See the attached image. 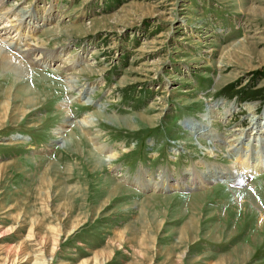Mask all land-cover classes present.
<instances>
[{
	"label": "rangeland",
	"instance_id": "obj_1",
	"mask_svg": "<svg viewBox=\"0 0 264 264\" xmlns=\"http://www.w3.org/2000/svg\"><path fill=\"white\" fill-rule=\"evenodd\" d=\"M5 24L0 264H264V168L228 181L264 160V0H4Z\"/></svg>",
	"mask_w": 264,
	"mask_h": 264
},
{
	"label": "bare ground",
	"instance_id": "obj_2",
	"mask_svg": "<svg viewBox=\"0 0 264 264\" xmlns=\"http://www.w3.org/2000/svg\"><path fill=\"white\" fill-rule=\"evenodd\" d=\"M4 4V0H0V5H3ZM28 10H24L23 9V11L21 10V12H20V17H19V24L18 25H20V24H22V23H24V21L26 20V19H29V21L27 22L28 24H30V23H32V20L33 21H35L36 20V15H37V11L36 10H29V12H27ZM18 19V18H17ZM16 20V19H15ZM38 22V21H37ZM36 24V23H35ZM11 25V24H10ZM34 26V25H33ZM2 27H6V24L5 25H2V26H0V28L2 29ZM9 27V26H8ZM6 32L4 31H2V34H5ZM1 34V35H2ZM10 39H13L12 37L11 38H8L7 36L6 37H4V38H2V40H4V42L6 43V45H8L9 47H13V48H15V46H12L13 44H16V45H18L19 46V44L20 43H22L21 41H12V40H10ZM27 47H25V48H23V49H18L24 56H30V55H32V54H34L37 50H38V48L36 47V46H34V45H32V44H25ZM38 45V44H37ZM21 46V45H20ZM42 47V46H41ZM5 48H6V46H5ZM4 48V45L2 46L1 44H0V49H1V51L2 52H4V54H5V56H6V58L7 59H9L7 56H13L8 50H6ZM18 48V47H17ZM16 48V49H17ZM17 50V51H18ZM43 52H45V51H43ZM3 54V53H2ZM1 56V55H0ZM14 57V56H13ZM40 57V56H39ZM39 57H34L33 58V60H32V63L34 64V65H38V64H45L46 62L47 63H49V62H51V61H54L56 58L55 57H51V58H47V59H45V61H41V59L42 58H39ZM5 59V58H4ZM11 59H13V58H11ZM5 61V60H4ZM9 61V60H8ZM7 61V62H8ZM12 61V60H11ZM11 64V63H10ZM16 64L18 65V66H21V64H19V63H17L16 62ZM17 65H15V66H17ZM23 66V65H22ZM64 66V65H63ZM69 74V73H68ZM70 83H71V87L72 88H74V87H76L75 85H76V82H77V79L75 78V77H68V79H67ZM81 91H83V93H84V90H81ZM86 93V92H85ZM81 97V96H80ZM88 101H90L89 99L87 100V103H88ZM71 102V101H70ZM68 103V101L67 102H65V104H67ZM92 102L90 101L89 102V104H91ZM66 115H68V114H66ZM203 116L204 117H207L208 119H210L212 122H214V118H215V114H214V109H210V110H208L205 114H203ZM91 117V116H90ZM208 121V120H207ZM73 124V123H75V122H73L72 121V117L71 116H67V118L64 120V125H66V124ZM78 123L80 124V126H82V127H84V126H86V125H89V126H91L92 124H93V121L91 120L90 121V119L88 118V117H84V118H82V119H80V120H78ZM259 123V122H258ZM258 123H255V124H257V127H255V128H257L256 130L255 129H252L251 130V133H250V135L251 136H253V135H256L257 136V138L259 137V135H261L262 134V128H261V125H259ZM78 124V125H79ZM194 124V123H193ZM263 125H264V123H263ZM262 127H264V126H262ZM59 132H61V129L59 130ZM214 139H216V137L214 138ZM259 140L261 141V146H262V148H264V141H262V139H260L259 138ZM239 140L238 139H236V142H238ZM240 143H242V141H240V142H238V144L236 145V146H232L231 145V147H230V149H233L236 153L235 154H242V149H243V147L242 146H239L238 147V145L240 144ZM217 146H211L210 148L211 149H209V152H212V153H215V152H217L219 149H217L216 148ZM258 147V146H257ZM241 148V149H240ZM253 149H254V147H253ZM100 150H105L106 152H107V154H106V157H104V161H107L108 163H113V161H115L117 158H118V152H115V151H112V150H106V148H104V146L102 145V146H100ZM256 150V149H255ZM229 151H231V150H229ZM239 151H241V152H239ZM262 151V150H261ZM230 155V154H229ZM232 155V154H231ZM230 155V156H231ZM245 156V155H244ZM226 157H228V156H226ZM231 158H232V156H231ZM240 160H239V163H237V164H234L233 165V169H234V173H235V176L234 177H230L229 179H228V181L229 182H231V183H237L238 185L240 184V185H242V184H245L246 183V181L248 180V179H250V176H251V174H255V173H258L259 171H261L263 168H264V160H261L260 159V161H259V159L257 160V159H255V160H252V161H250L246 156L245 157H243L242 159L241 158H239ZM231 174V173H230ZM212 177V176H208V175H205V177H204V179H205V181L207 182L208 180H210V178ZM219 179V178H218ZM215 180V179H214ZM233 181V182H232ZM166 182V181H165ZM165 182L164 183H148L147 184V186L146 187H150V186H152V187H154L155 189H160V190H163V189H166V188H168L169 186H167V185H165ZM194 185V184H193ZM192 185V186H193ZM241 192V191H240ZM242 194H245V195H250V193H249V190H244V191H242Z\"/></svg>",
	"mask_w": 264,
	"mask_h": 264
}]
</instances>
